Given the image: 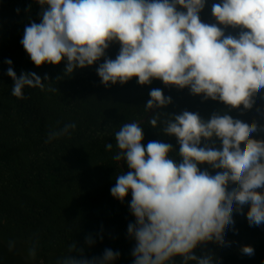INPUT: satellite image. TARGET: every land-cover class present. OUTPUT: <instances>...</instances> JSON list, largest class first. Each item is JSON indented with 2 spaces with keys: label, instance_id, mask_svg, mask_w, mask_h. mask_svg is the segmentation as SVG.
Segmentation results:
<instances>
[{
  "label": "clouds",
  "instance_id": "9594fccd",
  "mask_svg": "<svg viewBox=\"0 0 264 264\" xmlns=\"http://www.w3.org/2000/svg\"><path fill=\"white\" fill-rule=\"evenodd\" d=\"M38 3L46 6L42 21L26 26L21 40L37 66L66 59L65 71L72 73L77 67L93 65L105 56L110 43L118 41V55L101 63L97 73L106 87L109 82L126 83L134 76L141 85L150 84L153 78L162 80L164 90L150 91L148 109L172 103L164 95L169 85L189 87L191 94L221 101L230 106L229 111L240 105L250 109L254 96L264 93V0H222L212 5V15L220 25L241 29L236 36L225 35L217 23L202 22L199 13L206 0ZM177 5L186 11L178 10ZM5 63L11 65L12 61ZM7 75L13 78L12 95L17 98H24L26 86L44 88L34 72L17 77L9 67ZM254 108L257 112L263 109ZM170 117L164 133L177 138L182 161L169 156L174 150L170 143L150 141L145 147L140 123H126L115 133L120 151L113 158L119 164L125 160L131 171L118 175L110 192L121 201L127 194L131 199L136 222L129 223L127 231L136 240L134 264H174L176 256L182 257V264H213L211 254L197 256L193 250L206 241L227 244L225 230L234 225V212L243 214L249 206V225L264 224V192L259 191L264 188V139L253 138L258 132L256 122H244L228 112H214L203 119L199 113L185 110ZM158 119H151L153 127ZM75 127V123L66 124L51 132L46 142ZM105 147L111 150L113 144ZM200 164L206 169L201 170ZM213 169L222 171L213 175ZM230 184L234 185L231 189ZM86 243H93L92 238ZM13 247L10 241L9 250ZM74 248L75 244L71 250ZM241 251L254 255L252 246ZM29 254L35 256V247ZM119 256L118 251L105 249L99 258L67 256L58 264H110Z\"/></svg>",
  "mask_w": 264,
  "mask_h": 264
},
{
  "label": "trees",
  "instance_id": "16d2710c",
  "mask_svg": "<svg viewBox=\"0 0 264 264\" xmlns=\"http://www.w3.org/2000/svg\"><path fill=\"white\" fill-rule=\"evenodd\" d=\"M216 3L222 0H206L199 13L202 22L217 23L225 35H238L240 28L215 20L211 7ZM43 7L38 0H0V264H58L67 256L99 258L105 249L120 253L110 264H134L136 240L127 231L129 223L136 222L131 199L127 194L121 201L110 192L116 177L131 171L125 160H121L123 169L113 158L120 151L115 133L154 110L151 118L140 124L144 134L141 143L145 147L150 141L170 143L174 150L169 156L181 162L177 138L164 133L170 114L198 110L201 118L209 119L214 112H228L248 123L253 122L252 115L242 108L229 111L230 106L221 101L205 100L203 94L193 95L189 87L175 85H169L164 94L172 103L148 109L150 91L164 90V83L156 78L141 85L134 76L126 83L109 82L106 87L97 69L106 59L116 58L118 41L110 43L105 56L93 65L77 67L69 74L66 59L59 64L35 65L21 40L26 26L42 21ZM177 9L186 11L179 5ZM9 59L11 65L5 63ZM9 67L17 77L24 72L36 73L44 88L26 86L24 98H17L12 95L14 81L7 75ZM253 99V107L263 108L258 112L264 122V93ZM154 117H159L155 127L151 125ZM69 123H75V129L46 142L51 132ZM260 129L253 134L254 139H264ZM107 143L113 144L111 150L106 149ZM198 167L206 169L202 164ZM217 171L222 170L210 173ZM259 191L264 192V188ZM248 207L243 214L234 212L235 223L225 230L227 244L201 242L193 253L211 254L213 264H264V224L249 225ZM88 237L93 243H86ZM10 241L14 242L11 250ZM246 245L254 248V255L242 253ZM33 247L35 256L29 254ZM172 259L174 264H182V257Z\"/></svg>",
  "mask_w": 264,
  "mask_h": 264
},
{
  "label": "bare ground",
  "instance_id": "6f19581e",
  "mask_svg": "<svg viewBox=\"0 0 264 264\" xmlns=\"http://www.w3.org/2000/svg\"><path fill=\"white\" fill-rule=\"evenodd\" d=\"M68 74H69V73H68ZM239 108L244 109V108H243V105H240ZM244 110H245V109H244ZM245 111H246L247 114L252 115V118H251V119H253V122H256V123H257L258 128H261V129L264 128V122H262L261 119H260V118L263 116L262 113L257 112L256 109H255L253 106H252L250 109H246ZM192 112L196 113V112H198V110H195V111H192ZM248 120H249V119H247V121H248ZM208 143L211 144L212 142L209 141Z\"/></svg>",
  "mask_w": 264,
  "mask_h": 264
},
{
  "label": "water",
  "instance_id": "95a60500",
  "mask_svg": "<svg viewBox=\"0 0 264 264\" xmlns=\"http://www.w3.org/2000/svg\"><path fill=\"white\" fill-rule=\"evenodd\" d=\"M147 120V118H145V119H141V120H137V121H135V122H139L140 124L142 123V122H145ZM121 167L124 169V164H123V161H121Z\"/></svg>",
  "mask_w": 264,
  "mask_h": 264
}]
</instances>
